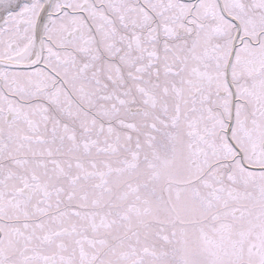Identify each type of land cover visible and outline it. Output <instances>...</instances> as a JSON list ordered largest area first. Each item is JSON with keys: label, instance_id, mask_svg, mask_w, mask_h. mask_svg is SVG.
<instances>
[{"label": "snow or ice", "instance_id": "obj_1", "mask_svg": "<svg viewBox=\"0 0 264 264\" xmlns=\"http://www.w3.org/2000/svg\"><path fill=\"white\" fill-rule=\"evenodd\" d=\"M0 264H264V0H0Z\"/></svg>", "mask_w": 264, "mask_h": 264}]
</instances>
